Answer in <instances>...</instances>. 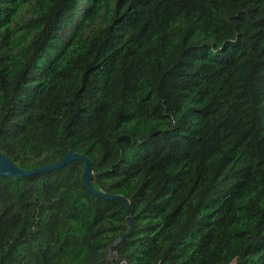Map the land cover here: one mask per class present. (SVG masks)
<instances>
[{"label": "trees", "instance_id": "trees-1", "mask_svg": "<svg viewBox=\"0 0 264 264\" xmlns=\"http://www.w3.org/2000/svg\"><path fill=\"white\" fill-rule=\"evenodd\" d=\"M0 0V264H264V0ZM107 15V14H106ZM98 17L103 24L88 32ZM115 258L110 248L123 235Z\"/></svg>", "mask_w": 264, "mask_h": 264}, {"label": "rangeland", "instance_id": "rangeland-1", "mask_svg": "<svg viewBox=\"0 0 264 264\" xmlns=\"http://www.w3.org/2000/svg\"><path fill=\"white\" fill-rule=\"evenodd\" d=\"M94 0H83L82 1V7L75 15H73V18H70L67 23L64 25L63 32L61 35L63 37H66L70 35L71 33H74L77 29V27L82 23L85 16L89 13L90 8ZM116 0H104L101 6V10L99 14L101 16H106L104 19H109L110 16L113 14V10L115 7ZM107 14V15H106ZM34 7L32 4H27L24 8L21 9L19 16L17 19L14 20L12 25L9 27V32L14 33L15 37L13 39L5 38L2 34H0V47L6 46L7 43L11 42L12 44L17 43H23L25 40L30 41L33 39L36 31L31 30L27 27V22L34 18ZM88 24V32H90L95 26L103 24L101 21V18L98 17L96 20L89 23V21L86 22V25ZM15 45V44H14Z\"/></svg>", "mask_w": 264, "mask_h": 264}, {"label": "water", "instance_id": "water-1", "mask_svg": "<svg viewBox=\"0 0 264 264\" xmlns=\"http://www.w3.org/2000/svg\"><path fill=\"white\" fill-rule=\"evenodd\" d=\"M73 161H83L85 164V169L83 172V181L86 184V186L97 196L107 199V200H114V199H119L124 202L126 206V212H127V218L128 222L130 224V229L132 230L133 227V222L129 214V204L126 201V199L121 196V195H112V194H106L103 192L98 191L95 189L92 184H91V178H92V168H91V162L88 157L82 154L78 153H70L68 154L61 162L51 165V166H46L42 168H37V169H32V170H25L17 166L13 160L9 157H7L1 149L0 146V176L12 178V179H18L22 178L24 176H30L34 174H39L41 172L45 171H51V170H56L59 169L66 164L73 162ZM127 236V234H123L117 242L110 248L109 250V258H115V250L118 244ZM120 264H126L123 261H120Z\"/></svg>", "mask_w": 264, "mask_h": 264}]
</instances>
